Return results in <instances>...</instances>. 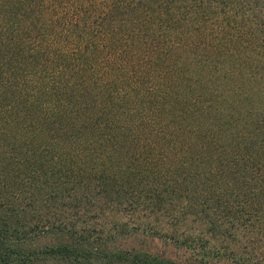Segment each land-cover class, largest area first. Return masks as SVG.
Wrapping results in <instances>:
<instances>
[{
  "label": "trees",
  "instance_id": "1",
  "mask_svg": "<svg viewBox=\"0 0 264 264\" xmlns=\"http://www.w3.org/2000/svg\"><path fill=\"white\" fill-rule=\"evenodd\" d=\"M224 261L264 264V0H0V264Z\"/></svg>",
  "mask_w": 264,
  "mask_h": 264
},
{
  "label": "rangeland",
  "instance_id": "2",
  "mask_svg": "<svg viewBox=\"0 0 264 264\" xmlns=\"http://www.w3.org/2000/svg\"><path fill=\"white\" fill-rule=\"evenodd\" d=\"M115 218H124L123 216L116 215ZM126 246H136L137 248L147 249L151 252H159L169 255L171 257L180 256L183 250L176 248L173 243L158 236H151L146 233L137 232L123 239ZM213 242V241H212ZM211 242V243H212ZM221 264H228L225 261Z\"/></svg>",
  "mask_w": 264,
  "mask_h": 264
}]
</instances>
